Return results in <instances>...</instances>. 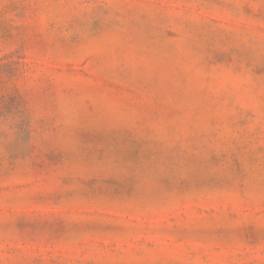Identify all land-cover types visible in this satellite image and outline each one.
Wrapping results in <instances>:
<instances>
[{"label": "rangeland", "instance_id": "rangeland-1", "mask_svg": "<svg viewBox=\"0 0 264 264\" xmlns=\"http://www.w3.org/2000/svg\"><path fill=\"white\" fill-rule=\"evenodd\" d=\"M0 264H264V0H0Z\"/></svg>", "mask_w": 264, "mask_h": 264}]
</instances>
